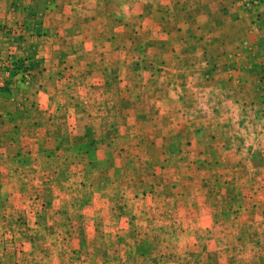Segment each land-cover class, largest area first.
I'll list each match as a JSON object with an SVG mask.
<instances>
[{
  "label": "rangeland",
  "instance_id": "rangeland-1",
  "mask_svg": "<svg viewBox=\"0 0 264 264\" xmlns=\"http://www.w3.org/2000/svg\"><path fill=\"white\" fill-rule=\"evenodd\" d=\"M125 35L110 44L127 57L83 60L94 70L81 80L110 86L75 88L78 60H67L58 104L81 115V134L59 127L0 183V264H264L257 123L221 116L205 58L157 55L158 42ZM109 62L115 72L101 70ZM70 141L78 151L58 152Z\"/></svg>",
  "mask_w": 264,
  "mask_h": 264
},
{
  "label": "crops",
  "instance_id": "crops-1",
  "mask_svg": "<svg viewBox=\"0 0 264 264\" xmlns=\"http://www.w3.org/2000/svg\"><path fill=\"white\" fill-rule=\"evenodd\" d=\"M27 10L35 12V20ZM16 25L23 27V33L13 46H8L0 31V57L12 50L15 58H29L31 67L26 84L8 93L0 91V183L15 178L23 155L43 154L42 141L58 135L54 132L59 127L61 133L66 129L72 136L81 134L77 132L82 130L81 115L70 117L62 108L65 102L58 104L57 90L63 88L58 78L69 71L67 60L76 59L79 65L70 68L80 78L70 82L75 88L110 86L98 78L81 80V73L94 70V66H83V60L127 57L126 49L122 52L110 44L127 41V33L144 43L156 41L164 46L157 55L205 58L203 72L220 76L219 83L208 82L205 89L220 91L221 104L228 106L221 116L237 115L241 125L247 117L257 123L252 147L264 153V5L245 8L240 0H0V30ZM103 69L116 71L110 62ZM77 98L82 99L81 93ZM76 145L70 141L69 147L62 146L58 152L78 151ZM236 199L243 202V194H236ZM234 211L239 214L241 209Z\"/></svg>",
  "mask_w": 264,
  "mask_h": 264
},
{
  "label": "built area",
  "instance_id": "built-area-1",
  "mask_svg": "<svg viewBox=\"0 0 264 264\" xmlns=\"http://www.w3.org/2000/svg\"><path fill=\"white\" fill-rule=\"evenodd\" d=\"M245 8H253L264 5V0H240ZM28 16L35 20L32 10L27 11ZM36 26V25H35ZM8 46H13L22 33L23 27L16 25L0 30ZM31 62L29 58H15L13 51L8 50L4 57H0V89L5 93L24 85L29 80Z\"/></svg>",
  "mask_w": 264,
  "mask_h": 264
},
{
  "label": "trees",
  "instance_id": "trees-1",
  "mask_svg": "<svg viewBox=\"0 0 264 264\" xmlns=\"http://www.w3.org/2000/svg\"><path fill=\"white\" fill-rule=\"evenodd\" d=\"M35 33H37V32H35ZM0 91L3 92V93H5V92H4L3 90H1V89H0ZM7 93H8V92H7Z\"/></svg>",
  "mask_w": 264,
  "mask_h": 264
}]
</instances>
